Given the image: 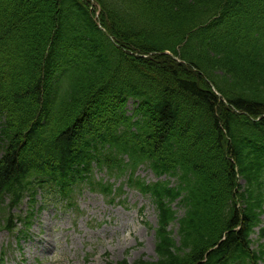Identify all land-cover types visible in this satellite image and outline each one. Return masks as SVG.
<instances>
[{
    "label": "trees",
    "instance_id": "16d2710c",
    "mask_svg": "<svg viewBox=\"0 0 264 264\" xmlns=\"http://www.w3.org/2000/svg\"><path fill=\"white\" fill-rule=\"evenodd\" d=\"M141 164L140 264H264V0H0V227Z\"/></svg>",
    "mask_w": 264,
    "mask_h": 264
},
{
    "label": "rangeland",
    "instance_id": "374dc122",
    "mask_svg": "<svg viewBox=\"0 0 264 264\" xmlns=\"http://www.w3.org/2000/svg\"><path fill=\"white\" fill-rule=\"evenodd\" d=\"M99 13L100 10L97 17ZM132 106L131 100V111ZM138 174L148 181L157 179L146 168H141ZM105 175V171L98 173L99 177ZM21 208L27 210L28 204ZM176 208L180 214L184 213ZM262 218L264 224V215ZM156 220L151 199L136 189L126 186L125 193L112 202L84 186L77 192L73 207L50 199L37 210L33 225L20 236L0 231V252L3 264L152 262L157 260Z\"/></svg>",
    "mask_w": 264,
    "mask_h": 264
}]
</instances>
